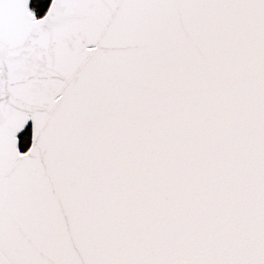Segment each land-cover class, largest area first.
Returning <instances> with one entry per match:
<instances>
[{
    "label": "snow or ice",
    "instance_id": "1",
    "mask_svg": "<svg viewBox=\"0 0 264 264\" xmlns=\"http://www.w3.org/2000/svg\"><path fill=\"white\" fill-rule=\"evenodd\" d=\"M0 264H264V0H0Z\"/></svg>",
    "mask_w": 264,
    "mask_h": 264
}]
</instances>
